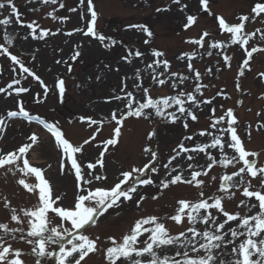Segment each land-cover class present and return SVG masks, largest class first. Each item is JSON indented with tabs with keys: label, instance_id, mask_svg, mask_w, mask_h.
<instances>
[{
	"label": "rangeland",
	"instance_id": "rangeland-1",
	"mask_svg": "<svg viewBox=\"0 0 264 264\" xmlns=\"http://www.w3.org/2000/svg\"><path fill=\"white\" fill-rule=\"evenodd\" d=\"M13 2L18 9V14H13L9 7L0 9V19H11L9 25H0V44H5L9 52L17 55L26 67L41 77L49 91L45 98L44 87L41 86L40 81L26 73L21 74L19 65L14 64L10 57L0 55V87L7 88V84L13 79H20L21 83L13 85V88L27 87L29 89L28 92L20 94L12 89H8L11 95L0 93V116L5 118V123L0 126V155L15 151L25 143H31L27 137L35 132L38 136L37 143L24 154V158L29 160L31 166L42 169L44 178L50 182L53 197H61L58 202L60 206H73L74 197L77 194L74 170L69 171L70 165H66L64 172H61V150L54 143L52 134H47V129L37 120L28 121L22 116H7L9 111H19L21 101L31 116L39 117L52 124L58 123L65 137L74 145L82 144L85 139L95 134V140L84 146L82 154H77L82 161L84 172L87 173L90 171L86 167L87 163H95L101 159L100 153L105 148L103 142L112 138L114 128L117 126L115 121L111 120V113L113 110H118L119 116L120 112L126 111L122 101L112 99L114 95H124L120 92L122 81L127 85L125 92L132 91L141 102H143L144 94L142 90L135 87L137 83L148 88L149 95L153 99L174 96L179 92H192L200 101L212 100L211 104L200 103L198 108L191 103L185 104V107H191L198 116L196 121L182 116L175 123H171L156 116L153 110L147 109L145 111L152 113L149 118L129 117L123 122L121 135L117 138L118 143L107 146L108 150L103 157L104 167L97 165L96 169L92 170L96 174L105 175L107 180L95 181L92 187H110L117 182L121 171L147 163L150 155L144 152L145 147H150L158 153L152 165L158 171L156 173L149 171L145 176L140 177L144 179L151 176L154 183L147 186L137 184V193L133 194L132 201H124L118 207L109 209L97 219L94 226H86V229L81 230L92 239L100 237L97 245L100 251L90 253L81 264H107L103 251L111 246L107 238L112 236L118 241L121 240L135 220L141 217L150 215L159 217L172 235L185 231L190 227L186 217L181 224H176L169 219V216L175 214L178 207L177 201L181 199L196 201L200 199V191L204 192L205 197L225 195L223 206L229 213L239 211L241 215H251L258 211V208L249 212L243 206L237 207L242 199L248 204L258 205L255 197L248 198L242 195V188H230L228 193L219 191L221 177L238 171L243 166L242 161L227 167L215 164L208 171L207 176L202 175L197 178L205 181L200 188L178 183L165 189L160 183L169 178L167 173L177 165L180 166L178 170L189 179L192 170L187 168L188 163L198 165L196 170L203 171L208 152L218 160L220 159L219 149L210 148L205 153H183L172 162L168 169L163 167L169 158L175 155L173 149L177 148L179 143L183 142L189 148H194L197 144L210 143L212 136H200L199 133L202 130L210 131L213 135H220L217 129L226 127V123L222 122L217 129L210 128V124L229 108L233 109L234 116L237 118L238 135L243 140L246 150L259 153L257 157H248V159H256L258 167L264 166V128L261 127L264 125V76H261V73H264V51L255 52L249 65L241 68L243 60L247 58L244 48L264 49V38H262L264 13L254 20L245 22L246 33H253L257 28L261 29V32L251 37L244 48H241L239 44L230 43L232 34L222 32L217 20V17H222L230 24L238 23L239 16L254 15L251 9L258 0H209L207 10L204 9L200 0H180L179 4L173 3V0H93V10L98 13L95 31L111 38L103 42L98 37L85 36L82 31H75L76 29L86 30V23L91 19V14L87 12V0L84 5H81L79 0H58L55 5L45 4L42 0H13ZM61 2L65 7H59ZM72 8L77 10L70 11ZM50 12L56 17H68V19H53L48 15ZM188 15H195L197 21L186 29L184 25ZM33 21L37 34L41 29H48L56 34L48 35L43 39L33 38L30 35L32 29L27 27ZM130 25H144L152 35L148 36L143 29L129 27ZM204 31L209 32L210 36L205 37L203 47L192 43L199 39ZM5 32L13 39L11 45L5 43ZM68 33L72 34L68 35ZM145 41L148 42L145 43ZM213 41H220L229 46L226 49L209 48V43ZM76 50H79L81 55L76 61H72L71 56ZM136 50L143 55L128 56V60L122 59L128 55L129 51L134 53ZM153 50L163 52L164 56L154 57ZM209 51L213 53L211 56L207 55ZM224 55L232 57L229 64L224 63ZM157 59L167 60L168 69L166 70L163 64L158 67L153 64V68L147 67ZM189 63L201 73L199 82L195 79V73L189 70ZM68 64L72 65L71 72L68 71ZM137 69L140 72L139 79L136 78ZM241 71L244 72L243 76L240 75ZM158 73H163L159 78L166 81L164 85H158L153 81V74ZM171 73H178L188 79L183 84H179V78L173 77ZM59 79L65 81L66 90L62 98L56 87ZM173 82L178 85L175 89L171 87ZM197 83L206 85L201 88L200 93L194 92ZM237 84L240 86L239 89ZM36 99H42L44 102L36 103ZM212 109H215V113ZM167 111L175 112L176 106ZM177 115H179L178 112ZM80 117H91L103 123L89 126V122L81 121ZM184 123H187L189 127L185 128ZM97 127L100 128L99 132H95ZM150 132H155L151 140L148 139ZM186 136H192L193 140H185ZM225 151L229 156L234 154L233 150L226 146ZM188 155H193L195 159L187 160ZM17 163L22 167V161ZM7 167L0 168V223H8L10 227H24L25 233H15V238L6 235L5 240L24 253L21 257L24 264H36V257L31 254L32 246L27 244L25 239L20 238L22 235L26 236V222L23 225H17L11 221L9 210L5 209L3 204L6 197L11 207H33L39 203V190L28 192L17 183L23 174L17 171L16 175H13L7 171ZM242 175L254 186L250 190H258L259 176L252 178L248 174ZM212 177L216 179L212 180ZM23 178L29 184L39 183L34 174ZM238 180L239 177L234 178V181ZM233 192L235 194L228 199L227 195ZM140 195L145 196L146 199L137 207L136 200ZM153 196L157 199H152ZM210 211L218 217L219 221L226 219L221 213L215 210ZM49 216L55 217V214L49 213ZM59 222V218L55 217L53 223ZM236 223L229 222L226 229L236 227ZM197 227L203 229L204 226L198 224ZM147 236L148 233H145L139 239L142 241ZM142 246V244L137 245V247ZM230 248L231 246L229 251ZM48 250L58 251V246L49 245ZM157 251L160 255L175 256L176 246ZM175 258L183 260V256H175ZM142 259L147 260L148 257L145 256ZM54 260L56 261L54 264H57L55 256L41 258V264H52Z\"/></svg>",
	"mask_w": 264,
	"mask_h": 264
},
{
	"label": "snow or ice",
	"instance_id": "snow-or-ice-1",
	"mask_svg": "<svg viewBox=\"0 0 264 264\" xmlns=\"http://www.w3.org/2000/svg\"><path fill=\"white\" fill-rule=\"evenodd\" d=\"M43 3L57 4L58 0H42ZM81 5L85 4V0H79ZM204 5V9L207 10L209 0H200ZM173 3H180V0H173ZM9 7L13 14H18V9L15 6L13 0H0V9ZM59 7H65L64 3H59ZM186 7V6H184ZM77 9L72 8L70 11L75 12ZM158 11L160 9H157ZM183 10V9H182ZM87 12L91 14V19L86 23V30L76 29L75 31H82L85 36L98 37L102 42L105 39L111 38L105 37L95 31V25L98 19V13L93 10V0H87ZM251 13L254 15H241L238 17L239 22L230 24L222 17H217L219 29L222 32L231 33V44H239L241 48H244L248 44L249 39L260 33L261 29L257 28L253 33H246L244 31L245 22L254 20L264 13V0H258L252 7ZM53 19L67 20L68 17H56L52 12L48 13ZM83 19V14L81 15ZM187 22L184 27L187 29L192 26L196 21L195 15H188ZM11 23L10 18L0 19V25H9ZM35 22H31L27 25L32 29L30 35L33 38L43 39L48 35H55L56 33L50 32L48 29H41L39 33H36L34 27ZM129 27H139L143 29L148 36L152 33L144 25H130ZM72 33H68L71 35ZM210 36V33L204 31L199 39L192 41V43L203 47L205 37ZM27 38V37H25ZM264 38V34H262ZM5 43L11 45L13 43L12 37L8 36L5 32ZM148 41H145L147 43ZM113 43H115L113 41ZM229 45L220 41H213L209 43V48H221L226 49ZM108 47V45H105ZM0 55H6L10 57L14 64L19 65L21 74H28L37 81H40L41 86L44 87V97L48 95L49 89L44 85L41 77L36 75L32 69L26 67L24 62L17 56L9 52L8 47L5 44H0ZM247 58L243 60L241 68H245L249 65V61L253 57V54L257 51H264V49L252 47L251 50L244 48ZM213 53L209 51L207 55L211 56ZM81 55L79 50L74 51L71 56L72 61H76ZM135 55L140 57L143 55L139 50L134 53L129 51L128 55L122 57L124 60H128V56ZM152 55L154 57H163L164 53L161 51L153 50ZM188 55V54H185ZM195 55L194 53L192 54ZM183 59V57H181ZM232 57L224 55V63L229 64ZM130 62V61H129ZM61 63V61H57ZM67 63V61H64ZM153 64L157 67L163 64L167 70L169 62L167 60H154L148 64V68H153ZM190 71L195 73V79L197 82L201 79V73L195 70L191 63L188 64ZM118 70V69H117ZM15 71V69H13ZM68 71H72V65L68 64ZM210 71V70H209ZM155 73V69H153ZM163 73L153 74L152 79L158 85H164L166 81L159 77ZM173 77L179 78V84H183L188 79L186 76H182L178 73H171ZM240 75L243 76L244 72L241 71ZM264 76V73H261ZM139 69L136 71V78L139 79ZM99 79V77H97ZM20 79H13L7 84V88L0 87V93H7L8 89H12L15 93H26L29 91L27 87H15L13 85H19ZM177 83L173 82L171 87L175 89ZM56 87L59 90L60 97L62 98L65 93V81L59 79ZM126 84H123L120 88V92L124 93L123 96L117 94L112 97L114 100L122 101L126 111L120 112L117 115L118 110H113L111 113V120L115 121L116 127L114 128L113 138L107 139L103 142L105 145L104 151L100 153L101 159H98L95 163H87L86 167L90 171L84 172L82 167V161L77 154H82V150L85 145H88L90 141L95 140V134L89 139H85L82 144L74 145L66 137L62 130L59 128L58 123L52 124L39 117L31 116L26 110L21 101L19 104V111H9L8 117L22 116L28 121L33 119L37 120L45 129H47L55 138L56 146L61 150L62 158L60 161V169L63 173L66 165H70L69 171L74 170V176L76 180L77 194L74 197L73 206L64 207L60 206L58 202L61 200L60 196L53 197L50 182L44 178L42 169L39 167H33L30 165L29 160L24 158V154L37 143L38 136L35 132L30 134L27 139L31 143H25L18 147L15 151H9L6 154L0 155V168L7 167V171L16 175L17 171L23 174V177L29 174H34L39 181L37 184H29L25 178L17 180L19 185H22L28 192H35L37 189L39 203L30 208H16L11 207L7 198H4V208L9 210L11 221L17 225L27 224L26 236H21V239H25L26 243L31 245V254L36 257V264H41V258L55 256L57 264H81L90 253L100 251L98 248V241L100 237L95 239L90 238L82 232V229H86V226H94L97 223V219L103 216L109 209L118 207L124 201H132L133 194L137 193V184L140 185H152L154 183L151 176L140 179L146 175L147 172L156 173L158 170L153 165V161L157 159L158 153L152 150L150 147H145L144 152L150 155V159L147 163H144L140 167L133 166L130 170L121 171L120 176L117 178V182L110 186H97L92 187L95 181H106L107 177L103 174H96L94 169L97 165L104 167L103 157L108 150V145H116L121 135V128L123 122L129 117L145 119L152 115L151 112L145 110L151 109L156 116L162 117L171 123H175L182 116L190 117L192 121H196L198 116L192 111L191 107H185L186 103H191L197 108L200 103L211 104L212 100L200 101L197 96L192 92H179L174 96L153 99L149 95V89L143 87L142 84H135L138 90H142L144 94L143 102L134 96L132 91L125 92ZM206 85L197 83L194 89L195 93H200L201 88ZM239 84L237 88L239 89ZM220 94V93H218ZM215 99V97H213ZM36 103H43L42 99H36ZM176 106L175 112H169L167 109ZM177 112L179 115H177ZM215 113V109H212ZM259 115V113H257ZM226 117L228 118L226 120ZM81 121L87 120L89 126L102 125V121H97L91 117H80ZM226 123V127L217 129V126L221 123ZM5 123V118L0 116V126ZM184 127L188 128L189 125L184 123ZM264 128V125H261ZM210 128L217 129L220 135H213L212 132L202 130L200 136H212L210 143L197 144L194 148L186 147L183 142L179 143L177 148L173 149L175 155L171 156L166 164L163 165L165 169H168L172 162L181 156L183 153H205L210 148H218L220 153V159L218 160L210 152L207 153L206 166L203 171L196 170L198 165L192 163L187 164V168L191 169V178H186L182 171H179V165L171 168V171L167 173L169 177L166 180H162L161 186L168 188L170 186L177 185L178 183H184L188 185H194L197 188L202 187L205 184L203 179H197L198 177L207 176L208 171L215 165L220 164L224 167L228 165H235L236 163L243 162V166L238 171L231 174H226L221 177V183L219 185V191L221 193H228L230 188H242V195L244 197H255L258 201L256 203L248 204L245 200H240L237 207H245L249 212L252 209H257L255 214L241 215L239 211L235 213H229L223 206V200L225 195H215L205 197L203 191L199 192L200 199L196 201H189L181 199L177 201L178 207L175 210V214L169 216V219L176 224H181L186 217L187 223L190 225L185 231L179 232L178 235L170 234L166 228L164 222L155 215L141 217L133 223L129 231L123 235L121 240H117L115 237L109 236L107 239L110 241L111 246L104 249L105 260L107 264H264V166H257L256 159H248V157H257L259 153L246 150L245 144L241 137L238 135V121L234 116L233 109L229 108L226 112L214 119L210 124ZM100 128L97 127L95 132H99ZM155 136V132L148 134V139L151 140ZM250 136V133H249ZM225 137H229L226 139ZM185 140H193L192 136L184 137ZM225 146L233 150V155L229 156L225 151ZM195 157L188 155L187 160L192 161ZM17 161H22V167ZM50 167V165H49ZM175 173V174H173ZM242 174H248L252 178L260 177V183L258 190L253 189L254 186L249 180H246ZM239 177L238 181H234V178ZM216 177H212L215 180ZM235 193L227 195L228 199H231ZM123 198V200L121 199ZM146 199L145 196L140 195L136 200L137 207L141 202ZM152 199H157L153 196ZM55 205V206H54ZM215 210L217 213H221L226 219L219 221L218 217L213 214ZM49 213H54L55 217H58L60 222L58 224L53 223L55 217H50ZM237 222L236 227H228L226 225L229 222ZM66 224L70 226H65ZM203 225V229L197 227V225ZM25 233L24 227H10L8 223H0V264H24L21 259L24 253L20 249H16L11 243L5 240L6 235H10L15 238V233ZM148 233V236L144 240L139 238ZM138 244H142V247H137ZM49 245L58 246L57 250H48ZM70 246V247H68ZM169 246H176L175 256H183V260H178L175 256L160 255L159 250H163ZM229 246H231L230 251ZM191 253V254H190ZM203 253V254H201ZM147 256L148 259L144 260L142 257ZM230 257L226 259L225 257Z\"/></svg>",
	"mask_w": 264,
	"mask_h": 264
}]
</instances>
